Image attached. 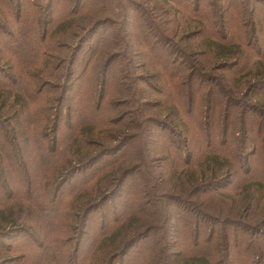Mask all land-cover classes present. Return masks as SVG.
Listing matches in <instances>:
<instances>
[{
  "label": "trees",
  "instance_id": "16d2710c",
  "mask_svg": "<svg viewBox=\"0 0 264 264\" xmlns=\"http://www.w3.org/2000/svg\"><path fill=\"white\" fill-rule=\"evenodd\" d=\"M0 264H264V0H0Z\"/></svg>",
  "mask_w": 264,
  "mask_h": 264
},
{
  "label": "rangeland",
  "instance_id": "374dc122",
  "mask_svg": "<svg viewBox=\"0 0 264 264\" xmlns=\"http://www.w3.org/2000/svg\"><path fill=\"white\" fill-rule=\"evenodd\" d=\"M108 26H106V25H104V26H102V27H98L96 30H98L97 31V33L95 34V35H93V34H91L88 38H87V40H84L83 42H82V47L84 46V48H87L90 44H92L95 40H97L98 38H100L101 36H103V34H105L106 33V30H108ZM111 30V29H110ZM118 30V29H117ZM122 30H124V28L122 29ZM115 48V47H114ZM123 48H125V47H122V48H118V50H121V49H123ZM131 181H129L128 183H130ZM116 200H118V199H115V200H112V202H110L109 204H106V207H103L102 209H101V211H106L107 209H108V207L107 206H111Z\"/></svg>",
  "mask_w": 264,
  "mask_h": 264
}]
</instances>
